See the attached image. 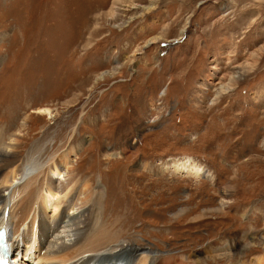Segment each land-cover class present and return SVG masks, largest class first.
Returning <instances> with one entry per match:
<instances>
[{"label":"rangeland","instance_id":"374dc122","mask_svg":"<svg viewBox=\"0 0 264 264\" xmlns=\"http://www.w3.org/2000/svg\"><path fill=\"white\" fill-rule=\"evenodd\" d=\"M10 134L16 160L44 141L92 178L78 212L52 217L51 191L43 254L110 224L117 242L87 255L101 264L129 245L182 264H264V0H0ZM185 161L205 175L177 171Z\"/></svg>","mask_w":264,"mask_h":264},{"label":"bare ground","instance_id":"6f19581e","mask_svg":"<svg viewBox=\"0 0 264 264\" xmlns=\"http://www.w3.org/2000/svg\"><path fill=\"white\" fill-rule=\"evenodd\" d=\"M229 81L234 82L235 80L232 77ZM224 90L225 86L220 85L216 92L217 96H220L219 93L222 94ZM15 135L10 134L8 142H3V138H0V225L7 228L8 262L25 264L31 260L30 256L34 255L35 259L37 255V261L34 264H37L38 260H40L39 264H101L97 260H91L93 258L90 259L88 256L95 252L109 250L108 246L117 242L120 236L118 233L111 232L114 230L109 223V225L104 226L103 224L90 231L86 237L82 238L84 244L81 245V249L75 252L71 249L74 247L72 244L67 248L45 251L43 254L41 234L44 237L47 223V218H43V213L46 207H52L51 200H49L51 191L55 190L56 193L55 199L52 197L55 201L51 211L52 217L58 218L64 211L63 206H66L67 210L78 212L87 205L92 195L90 186L92 178L89 177L85 182L76 178L78 165L71 163L74 156H71L69 160L65 158V155L69 153L67 147L63 149L64 154L63 151L61 154V150L57 148L45 156L44 141H36L25 157L16 160L17 150L8 152V148L16 149L19 146L20 137H15ZM175 169L183 171L186 175L191 173L190 177L205 175L203 168L189 161L177 164ZM68 249H71V254H66ZM127 250V254H123L125 250L112 251L113 253L111 252L108 257H103L107 260L103 264H182L176 255L169 257L152 254L150 250L132 247V245H129ZM225 251H219V254L222 255Z\"/></svg>","mask_w":264,"mask_h":264}]
</instances>
